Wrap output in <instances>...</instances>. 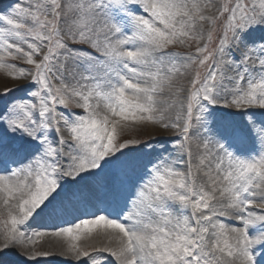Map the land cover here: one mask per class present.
<instances>
[{
    "label": "snow or ice",
    "instance_id": "snow-or-ice-1",
    "mask_svg": "<svg viewBox=\"0 0 264 264\" xmlns=\"http://www.w3.org/2000/svg\"><path fill=\"white\" fill-rule=\"evenodd\" d=\"M0 69V253L102 193L51 226L76 264H264V0H19Z\"/></svg>",
    "mask_w": 264,
    "mask_h": 264
},
{
    "label": "bare ground",
    "instance_id": "bare-ground-1",
    "mask_svg": "<svg viewBox=\"0 0 264 264\" xmlns=\"http://www.w3.org/2000/svg\"><path fill=\"white\" fill-rule=\"evenodd\" d=\"M95 205V207L93 206ZM109 205L112 206V209H115L116 203L114 199L109 196L107 198L103 197V194L101 193V199L94 200L91 203L88 202H81L76 205L75 208H70L67 213H65L64 217H58L56 219H49L46 217H42L39 220L33 221L31 224V228L37 231L41 230L42 224L45 226H52V224H58L62 223V220H69V221H74V217H82L85 214L90 215L91 213L96 211V207H108ZM78 209V210H77ZM0 230H2L0 228ZM45 231V230H43ZM46 234L44 237L39 238V241L37 245L35 246V249H38L39 247L43 246L45 251H48L50 253L49 256H42L38 257L36 261H27V264H43V262H47L46 264H55L54 261L57 263L59 262H64L68 261L72 264H76L75 258L70 256V255H65L64 250H65V242L63 238H55L50 235V231H45ZM79 243L82 246H96V247H101L109 242L107 241L106 238L96 236L95 234L92 235L91 238L85 240L81 239ZM114 246V245H113ZM28 250H32V245H28L27 250L25 248H12L9 249V253L12 251L11 256H16L18 253H24L27 252ZM27 254V253H26ZM15 258V257H14ZM0 264H14L13 258H0Z\"/></svg>",
    "mask_w": 264,
    "mask_h": 264
},
{
    "label": "rangeland",
    "instance_id": "rangeland-1",
    "mask_svg": "<svg viewBox=\"0 0 264 264\" xmlns=\"http://www.w3.org/2000/svg\"><path fill=\"white\" fill-rule=\"evenodd\" d=\"M16 2H19V0H0V13H2L4 10H6L9 7V5L15 4ZM194 49H195V44H193L191 49L184 48V47H177L174 50L175 51H179V52H188V51H194ZM15 63H17L20 66L30 67V66L25 65L22 60L15 61ZM17 83H24V81H22V80H13L11 78H8L7 75H6L5 70L0 69V91H2L5 86L12 87V86H14ZM169 135H170V133L164 132L160 128L153 127V126H149V127L143 128L141 130H138L135 133H131L130 134V136H134L135 138L140 139L142 141L151 140L156 145H160L162 143H165L167 141V137ZM64 215L65 214L61 215L60 217H64ZM85 215H88V214H85ZM85 215H83L80 218H84ZM5 218H6V216H0V220L5 219ZM41 218L42 217H38L37 220H39ZM65 221L71 222V223L75 222V220L74 221L62 220V223H59L60 226H70L69 224H66ZM0 228L3 229V224L2 223H0ZM43 230L50 231L51 227L50 226H45V225L42 224L40 231H43ZM44 249L45 248L43 246H41V247H39L38 249H35V250L45 251ZM8 251L0 253V258H7V257L8 258H13L14 264H27V261H29V260H25V259H28V255L26 254L27 252L18 253L16 256L12 257L11 256L12 251L10 252L11 254ZM46 263L47 262H43V264H46ZM54 263L55 264H72V263H70L68 261H65V260L62 263L61 262L57 263V261L56 262L54 261Z\"/></svg>",
    "mask_w": 264,
    "mask_h": 264
}]
</instances>
